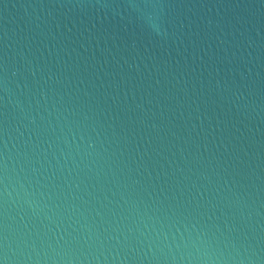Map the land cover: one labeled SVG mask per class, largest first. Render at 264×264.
Returning a JSON list of instances; mask_svg holds the SVG:
<instances>
[{"label":"water","instance_id":"water-1","mask_svg":"<svg viewBox=\"0 0 264 264\" xmlns=\"http://www.w3.org/2000/svg\"><path fill=\"white\" fill-rule=\"evenodd\" d=\"M0 264H264V0H0Z\"/></svg>","mask_w":264,"mask_h":264}]
</instances>
